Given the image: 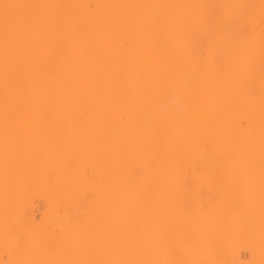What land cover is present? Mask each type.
<instances>
[{"label": "bare ground", "instance_id": "bare-ground-1", "mask_svg": "<svg viewBox=\"0 0 264 264\" xmlns=\"http://www.w3.org/2000/svg\"><path fill=\"white\" fill-rule=\"evenodd\" d=\"M0 264H264V0H0Z\"/></svg>", "mask_w": 264, "mask_h": 264}]
</instances>
